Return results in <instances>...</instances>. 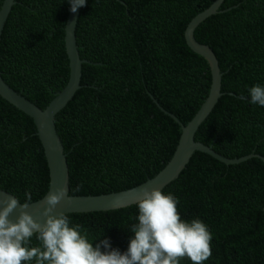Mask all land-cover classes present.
<instances>
[{
  "label": "trees",
  "instance_id": "1",
  "mask_svg": "<svg viewBox=\"0 0 264 264\" xmlns=\"http://www.w3.org/2000/svg\"><path fill=\"white\" fill-rule=\"evenodd\" d=\"M87 0L75 26L80 85L55 116L69 173V195L98 196L134 188L172 157L181 130L208 96L211 73L184 31L214 0ZM0 37V73L15 92L44 109L68 80L66 0H15ZM3 0H0V8ZM195 39L215 54L221 97L194 140L227 158L264 157V107L247 87L264 84V0H223ZM153 97V98H152ZM47 162L31 118L0 97V189L25 203L48 190ZM79 185V190H76ZM177 198L184 220L199 218L212 234L201 264H264V163L226 166L195 152L162 190ZM136 206L67 214L94 242L126 250ZM98 242V241H97ZM38 243L35 238L32 244ZM179 264H192L178 258Z\"/></svg>",
  "mask_w": 264,
  "mask_h": 264
},
{
  "label": "clouds",
  "instance_id": "2",
  "mask_svg": "<svg viewBox=\"0 0 264 264\" xmlns=\"http://www.w3.org/2000/svg\"><path fill=\"white\" fill-rule=\"evenodd\" d=\"M66 2L75 13L87 0ZM246 91L248 103L264 107V84H253ZM48 193L41 213L43 225L23 211L15 221L10 220L18 200L0 201V264H179L178 258L183 257L201 264L211 255L209 227L199 218L182 219L176 207L178 198L171 192L141 188L135 201L137 222L129 228L132 235L124 251L112 247L107 237L93 242L67 214L51 215L65 190ZM24 198L20 206L27 208L28 191ZM33 237L38 243L32 244Z\"/></svg>",
  "mask_w": 264,
  "mask_h": 264
},
{
  "label": "water",
  "instance_id": "3",
  "mask_svg": "<svg viewBox=\"0 0 264 264\" xmlns=\"http://www.w3.org/2000/svg\"><path fill=\"white\" fill-rule=\"evenodd\" d=\"M116 1L124 5L122 1ZM222 2L223 0H214L208 8L191 19L184 31V39L187 47L195 54L202 56L209 66L211 83L208 96L186 125H183L174 115L165 111L154 100L158 108L179 125L181 130L179 141L172 157L160 172L142 184L128 190L98 196L69 195V173L66 155L64 154L61 140L57 135L54 120L55 116L71 101L76 91L82 87L80 85L82 64L89 63L86 60L80 59L75 42V26L81 7L77 8L75 13L69 11L64 27V47L69 68L67 83L61 91L54 94L53 99L44 109L39 108L25 96L10 88L2 79L0 73V97L32 119L36 128V135L40 141L47 162L49 176L48 190L45 195L40 200L29 203L27 208H22L18 201L17 207L9 216L10 220L15 221L20 212L23 211L30 214L36 222L43 225L45 217L41 213L46 206V197L50 194L48 191L55 192L58 188H63L65 195L53 209L51 215L106 212L134 205L136 198L140 195L141 188H146L149 191L153 188L162 190L179 176L195 152L207 154L226 166L236 165L251 158H258L264 163V157L254 152L239 158H227L215 152L211 146L194 140L199 126L211 113L222 95V72L219 68L218 60L209 46L195 39L194 31L208 17L223 12L219 10ZM15 4V0H3L0 8V37L8 14ZM9 197L15 196L0 189V201L7 200Z\"/></svg>",
  "mask_w": 264,
  "mask_h": 264
}]
</instances>
